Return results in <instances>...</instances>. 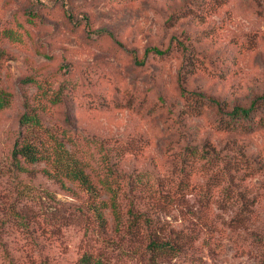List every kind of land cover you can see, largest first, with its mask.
Listing matches in <instances>:
<instances>
[{"label":"rangeland","instance_id":"374dc122","mask_svg":"<svg viewBox=\"0 0 264 264\" xmlns=\"http://www.w3.org/2000/svg\"><path fill=\"white\" fill-rule=\"evenodd\" d=\"M189 1L0 0V36L11 35L3 42L9 56L0 64V97L7 103L0 109V238L11 259L42 264L49 256L59 264H75L87 236L76 220L83 206L79 192L60 189L39 172L42 164L29 167L33 173L9 168L22 99L35 91L25 84L28 78L50 79L53 88L69 83L68 104L82 136L107 146L128 141L143 146L117 160L126 174L168 177L177 154L204 141L224 153L239 151L264 167L262 131L220 132L214 126L215 108L194 116L184 106L187 92L223 102L225 112L264 95V0H227L219 8L213 0H198L200 6ZM188 4L201 10L202 23L192 16L168 21ZM201 31L209 33L199 46L204 54L225 59L217 63L226 70L223 78L198 69L183 73L182 52L171 39L181 35L182 47ZM44 122L60 125L54 117ZM238 175L228 186L221 182L209 201L195 189L154 211L159 238L170 234L185 249L162 264H188L191 256L202 264H260L261 246L254 236L264 233V175ZM204 181L202 174L191 177L202 187ZM17 210L30 215L29 235L9 216ZM50 213L71 219L58 234L50 231L54 239L41 233L33 218ZM114 263L145 264V258L132 248ZM0 264H6L1 253Z\"/></svg>","mask_w":264,"mask_h":264},{"label":"trees","instance_id":"16d2710c","mask_svg":"<svg viewBox=\"0 0 264 264\" xmlns=\"http://www.w3.org/2000/svg\"><path fill=\"white\" fill-rule=\"evenodd\" d=\"M197 1L190 0L189 3L200 6L201 3ZM213 1L212 6L215 8L227 2ZM188 6L189 4L172 14L168 21L177 22L183 17L192 16L202 23L201 10L194 8V5ZM191 11L195 12L194 16ZM180 36L173 37L171 42L182 52L185 62L184 74L198 69L217 78L225 76L226 70L217 67V63H223L225 59L217 56L207 57L204 54L205 49L199 48L204 40L209 38L207 31L193 35L187 39L188 44L182 47ZM10 37L11 35L6 33L0 36V64L9 56L3 42ZM153 52L159 56L165 55L157 49H153ZM25 84L33 86L35 91L22 99L18 136L11 151L9 168L14 172L33 173V170L28 168L42 164L43 168H40L39 172L43 176L66 192L75 195L77 191L82 195L83 206L78 209L79 216L76 220L81 223V228L87 236L82 240V252L75 264H115L120 255H126L132 248L139 257L145 258V264H162L167 257H180L185 249L176 241V237L173 240L172 236L167 234L168 236L162 239L157 235L160 230L153 221L154 211H161L176 198L195 189H199L201 197L209 201L221 182L228 186L232 183L233 176L238 174L240 177L257 173L264 175V167L255 160H250L232 149L229 153H224V149L217 150L207 141L181 150L168 177L152 178L147 173L126 174L117 168V160L123 154L141 150L143 146L134 141L107 146L77 132L69 107L72 98L70 99L67 81L53 88L50 79L32 77L26 79ZM184 102L187 113L194 116H200L215 108L217 113L214 126L220 132L249 134L259 130L264 133V95L254 98L247 107L236 106L229 112L224 111L223 102L198 93L187 92ZM6 106L5 98L0 97V109ZM45 117H54L60 125L48 126L44 122ZM90 149L96 152V157ZM197 173L206 178L204 187L191 182V177ZM17 197L19 201L22 200L20 196ZM23 199L28 198L24 196ZM236 199L229 198L228 201L233 202ZM10 215L29 235L27 221L30 215H21L18 210ZM238 217L240 216L233 217L232 220H238ZM33 218L38 230L45 232L49 238L55 237L62 227L71 223L70 216L67 219H59V213H50L49 217L43 218L36 215ZM45 226L48 228L45 229ZM50 231L55 235L51 236ZM88 231L95 232L98 236L94 239ZM254 238L261 246L260 264H264V233L255 235ZM33 240L30 241L35 247ZM1 242L0 238L3 262L19 264L9 257ZM122 245L125 250H122ZM134 245L136 246L132 247ZM42 264L59 263L47 256L43 258ZM188 264L202 262L191 256Z\"/></svg>","mask_w":264,"mask_h":264}]
</instances>
